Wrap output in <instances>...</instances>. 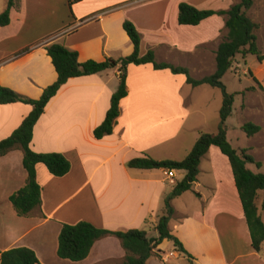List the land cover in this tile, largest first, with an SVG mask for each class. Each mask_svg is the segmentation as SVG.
<instances>
[{
    "label": "crops",
    "instance_id": "crops-1",
    "mask_svg": "<svg viewBox=\"0 0 264 264\" xmlns=\"http://www.w3.org/2000/svg\"><path fill=\"white\" fill-rule=\"evenodd\" d=\"M64 1L16 0V6L11 10L10 24L0 27V86L34 100L40 99L44 90L58 79L46 50L48 44L58 43L76 51L80 63L88 60L104 62L107 59L126 57L134 52V46L123 28L125 21L136 26L142 40L146 35H167L164 25L161 27L159 22L155 23L156 16L150 12V8H145L148 0H83L73 6L72 12L62 9ZM240 1L200 0V6L194 3L189 5L200 10L228 11ZM257 1L248 11V16ZM7 6L8 0H0V14ZM178 7L179 3L172 4L173 21L177 20ZM226 19V16L216 15L198 26H183L185 28L181 30L184 39L192 41L190 47L181 46L170 36L172 42L157 40L149 42L146 48L141 46V55H146L152 49L158 62L185 67L194 79L211 76L216 71V51L227 35ZM173 21L171 17V23ZM27 48H30L29 52L19 55ZM178 56H184L188 61L183 65L178 62ZM249 71L251 70L244 69V72ZM110 72L117 77L119 84L118 68L72 79L47 105L45 113L35 126L31 149L36 153H61L71 161L72 168L68 175L57 178L44 165L37 166V179L42 187V205L27 217H19L10 201V197L26 184L23 153L15 150L0 158V260L3 252L16 247L33 249L40 264H101L113 260L112 256L119 243L113 241L112 237L97 241L89 257L82 262L73 263L58 257V238L62 226L82 221V215L75 208H86L88 199H91L90 202L96 199L97 203L93 200L94 208H91L95 209L90 213L91 224L111 231L141 229L147 225L150 217L156 226L162 216L165 198L178 180H169L164 169L138 171L128 168L127 163L146 156L153 158L154 151L169 143V148L177 150L181 147L176 145L179 140L181 145L188 143L185 152L188 156L200 133L209 132L195 128L197 134L191 138L186 119L198 114L205 115L209 109L213 111V115L220 114L222 96L219 98L209 94L202 97L200 105L193 104L198 98L193 92L210 87L209 85L193 88L187 84L185 76V80L182 79L183 75H173L168 70H155L151 64L130 65L127 71L128 95L121 101L120 116L113 134L97 140L94 130L104 122L112 95L119 86L115 87L113 84L114 76ZM149 79L157 81H152L150 86ZM225 85L229 93L236 95L234 115L235 112L247 110V98L259 85L264 87V81H248L239 90H231L227 83ZM237 99L241 102L238 107ZM30 111L29 105L21 103L0 105V141L19 128ZM165 115L175 122L179 121L168 138L151 137L150 143L142 146L141 143L148 142L142 140L151 128H141L139 132L129 130L128 124L137 126L143 120H157ZM159 123H156V127ZM216 148L211 147L203 157L200 174L192 190L176 199L195 200L200 207L188 215H182L183 221L173 228L170 222V228L194 257L195 264H238L242 255L237 254L231 258L227 256L225 248L227 245L236 246L238 242L233 236L238 235L241 237L239 240L247 242L250 247L246 256L254 264H264L262 253L255 252L250 245V232L230 162ZM163 160L182 161L175 160L173 156L157 159ZM160 172L165 178L161 179L158 175ZM185 175L184 172L183 178ZM166 181L172 183L169 190L166 189ZM122 184L124 188L136 187L139 191L129 204L120 200L118 203L116 200L107 203L99 200L112 193L119 195L118 189H121ZM46 195L50 196L49 200H46ZM176 200L173 202L174 208ZM103 205L109 209H117L125 216H131L135 224L114 226L103 215ZM228 214L235 217L234 220L230 219L232 224L228 222ZM197 215L201 216L200 220H195ZM176 216L178 212L175 208L174 218ZM191 216L193 218H189ZM233 227L236 235L233 234ZM188 232L196 238L197 249L187 237ZM163 245L164 242L158 248H163Z\"/></svg>",
    "mask_w": 264,
    "mask_h": 264
},
{
    "label": "trees",
    "instance_id": "trees-1",
    "mask_svg": "<svg viewBox=\"0 0 264 264\" xmlns=\"http://www.w3.org/2000/svg\"><path fill=\"white\" fill-rule=\"evenodd\" d=\"M83 0H68L69 10ZM255 0H241L228 11L199 10L189 4L179 6L178 23L181 26H198L203 21L219 15L226 16L227 35L216 51V71L213 75L203 79H194L187 68L175 66L168 62H158L156 53L150 49L146 55H141L142 35L136 26L125 21L123 28L130 38L134 52L119 59H107L104 62L88 60L80 63L76 51L65 46L52 43L46 46L48 56L58 74L57 81L47 87L41 98L34 100L16 91L0 86V105L25 104L31 111L24 118L22 124L8 138L0 141V158L7 156L15 150L23 153V167L27 174L26 184L10 197V201L19 217L29 216L42 205V187L37 179V166L44 165L51 175L57 178L65 177L72 168L71 161L61 153H36L31 149L35 126L45 113L47 105L58 94L68 81L80 77L92 76L108 70L119 69V86L112 95L111 106L104 122L94 130V137L101 140L112 135L117 119L120 116L121 101L128 95L127 71L130 65L142 66L151 64L155 70H168L173 75H183L186 82L193 88L209 85L222 93L223 104L220 110V123L218 132L210 134L201 132L193 149L182 161H157L151 157L136 158L127 163V167L137 170H176L186 173L182 180L176 181L173 190L164 201L162 216L156 224L157 237H149L145 230H107L98 228L93 224L80 222L75 225L64 224L58 238L57 255L61 260L78 263L86 260L95 245L107 237L117 238L126 256L122 264H148L155 251L164 241L173 242L179 252L185 253L190 260L194 257L184 248L183 243L173 234L170 222L175 216L174 200L192 190L200 174V165L203 157L211 147H217L225 155L231 165L235 186L241 200L243 212L251 237V246L257 253H263L264 222L258 206L259 192L264 191V174L255 173L249 164L261 168V163L247 153L246 149H236L228 139L227 121L234 110L235 94L228 92L223 78L233 68L238 55H253L262 63L264 55L261 54L256 31L259 25L248 15ZM16 6V0H8V6L0 14V27H6L11 22V10ZM30 51L24 49L22 55ZM242 130L248 137H254L261 132V127L254 123H246ZM0 264H40L35 251L28 247H16L1 254Z\"/></svg>",
    "mask_w": 264,
    "mask_h": 264
},
{
    "label": "rangeland",
    "instance_id": "rangeland-1",
    "mask_svg": "<svg viewBox=\"0 0 264 264\" xmlns=\"http://www.w3.org/2000/svg\"><path fill=\"white\" fill-rule=\"evenodd\" d=\"M148 1L149 2H147V6H145V8H150V12H152L153 15L156 16L155 23L159 22V26L161 27L164 25L165 27L164 31L166 32L167 35L165 37L146 35V38L142 40L143 48H146L149 42H155L157 40H160V41L163 40L165 42H172V39L170 38V36H172L175 42H179L181 46L185 48L190 47L192 44L191 43L192 41L191 39L190 40L184 39V36L182 34L183 30L181 29L185 27L181 25L179 26L178 16H177V20L175 19V21H173V15H172L173 13L171 12V7L173 3L174 4L179 3V6L182 3H186V4L194 3L195 5L197 4L198 6H200V4H202L200 3V0H148ZM62 9H64V11L69 10L68 0L64 1V4H62ZM178 11H179V7H178ZM249 16L255 23L259 25V28L256 31L257 44H258V48L261 54L264 55V0L257 1L256 6L251 11ZM171 17H172L173 23H171ZM247 56L238 55L235 59L233 69L226 75V77L223 80L225 83L228 84L231 90H239V88L247 84L248 81H264V61L260 63L257 60L256 56H253V55H250L248 57ZM246 57H247V60L245 61L244 59ZM177 60L178 62H181V64L183 65L185 64V62L188 61V59L184 56H178ZM244 69H249L251 71L244 72ZM110 73L112 76H114L113 84H115V87H116L117 85H119L117 83L118 79L112 72ZM182 79L185 80L184 76H182ZM148 81H150V86H151L152 81H157V80L149 79ZM117 87H116V90L118 89ZM162 93H167V91H162ZM193 93L194 95L198 96L197 101L193 102V104L197 106L201 104L202 97L204 96H207L209 94L218 96L219 98H221L222 96L221 95L222 93L219 90L212 89L210 87H207L202 90L194 91ZM246 101L248 104L247 110L245 112H240V111L235 112L234 115H232L229 118L227 122L228 137H229L230 143L233 145L234 148L242 149V150L246 149L247 153L251 155L253 158H255L262 165L261 168L258 169L255 165L249 164V168L255 173L264 174V87L262 85H259L257 90L251 93L250 97H248ZM240 104H241L240 100L237 99L236 106L238 107L240 106ZM164 120H167V121L164 122L163 124L159 123ZM186 120H187L186 126L189 132L188 135H190L191 138L197 134L196 131L194 130L195 128H200V130L209 132L211 134H216L218 132V127L220 123V114L213 115V111H210L209 109V111L205 115H200V114L194 115L190 118H187ZM157 122L159 123L158 127H156ZM178 122L179 121L175 122L171 120V117H169L168 115H165L163 117H160L157 120L155 119H151L150 121L143 120L142 123L138 124L137 126L128 124V127H129V130H132L133 132H136V131L139 132L141 128H144V129L151 128L150 130L147 131V133L144 135V139L142 140L143 142H146V141L148 142L141 143L140 141H138L143 146V145L150 143L151 137L153 139H156L157 137H160V139L168 138L171 135L172 128L175 125H177ZM249 122L259 125L261 127V132H259L254 137H248L247 134L242 130V126ZM179 141L180 142H176V145L181 146V147L178 148L177 150H172L171 148H169V146L171 145L169 143L167 144V146L158 149L156 152L154 151L153 158L157 160L158 158L166 159L169 156H173L175 160L176 159L183 160L187 156V153L185 152L188 149L187 148L188 143H186L185 145H183L182 143L181 145L180 144L181 140ZM223 157L227 159L226 156H223ZM204 166L206 167V163L204 164ZM183 173L184 172L178 171L176 173L177 176L175 180H182ZM158 175H160L161 179L165 178L161 172L160 174L158 173ZM202 177H205V175H202ZM171 186H172V183L169 181H166V189L169 190ZM120 187L121 189H118V191L120 192L121 195L120 194L118 195V193L117 194L112 193L111 195L103 196V198L99 200L101 202L103 201L104 203L114 201V200H116L118 203L120 200V201H125L126 203L129 204L131 201V198L139 194V191L138 189H136V187H132L133 189H131L130 187L125 186L124 188L123 184ZM132 190H134V192H132ZM128 195L129 197H127ZM118 196H122V198ZM189 197H191V194H189ZM49 198L50 196L46 195V200H49ZM84 200L87 201V199H84ZM88 200H89V203L87 204L88 207L87 206L86 208L77 207L75 208V210H77L80 213V215H82V221L80 222L91 224L92 215L90 213L91 212L93 213V210H95L91 208H94L93 200H95L96 202V199H93L92 202H90L91 199H88ZM197 202L195 200L194 202L193 200L192 201L190 200L184 201L183 199L176 200L175 208L178 212V216H176L171 221V228H173L176 224H179L180 222L183 221L181 218L182 215H188L189 212H191L195 208L200 207V204H197ZM258 205H259L260 215L264 222V191L259 192ZM102 211H104L103 215L108 217V219L112 221V224L114 226L116 225L132 226L135 224L131 220V216H125L124 214H121L117 209L115 210L114 208L109 209L103 205ZM189 218H193V216ZM199 218H201V216L197 215L195 217V220H200ZM227 219H228V222L232 224L230 219L234 220L235 217L232 214H228ZM152 221H153V218L150 217L149 222L147 223L145 227L143 226L141 227V229L131 228L128 230H133V229L145 230L148 233L149 237H157L158 233L156 231V226L153 225ZM233 222L236 223L235 221ZM233 234L236 235L234 227H233ZM187 237L189 238L190 242L194 245V248L197 249L196 238L193 236V234L189 233ZM233 237L237 240L238 244L236 246L233 245L232 247H229L228 245L227 247H225L227 250V254H228L227 256H231V258H233L235 257V255L239 254V255H242V257L239 258L238 264H254L252 259L246 256V253L250 249V247L248 246V243L247 242L245 243L243 240H239V238H241L239 237V235L238 237L237 236H233ZM112 239L113 241L115 242L118 241L119 243L118 248L116 247L114 251V255L112 256L113 260H109L108 262H102L101 264H122L124 261V258L126 256L125 250L122 248L121 243L117 238L112 237ZM228 247L230 248L229 251H228ZM158 249L160 250L155 251V254L153 256L154 258L151 260L150 264H195L194 260H190L187 254L179 252L176 249V247H174L173 242L164 241L163 248H158ZM261 255L264 258V247H263V253Z\"/></svg>",
    "mask_w": 264,
    "mask_h": 264
},
{
    "label": "built area",
    "instance_id": "built-area-1",
    "mask_svg": "<svg viewBox=\"0 0 264 264\" xmlns=\"http://www.w3.org/2000/svg\"><path fill=\"white\" fill-rule=\"evenodd\" d=\"M165 175L169 180L173 181L176 178V170H166Z\"/></svg>",
    "mask_w": 264,
    "mask_h": 264
}]
</instances>
